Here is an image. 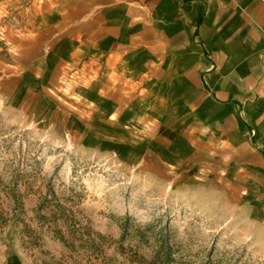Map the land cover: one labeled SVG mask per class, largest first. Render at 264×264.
Instances as JSON below:
<instances>
[{
	"label": "crops",
	"instance_id": "obj_1",
	"mask_svg": "<svg viewBox=\"0 0 264 264\" xmlns=\"http://www.w3.org/2000/svg\"><path fill=\"white\" fill-rule=\"evenodd\" d=\"M47 4L41 14L34 4V35L15 40L13 60L29 71L0 73L6 100L15 89H63L81 116L111 128L100 138L115 154L125 129L142 161L154 156L181 178L222 188L264 219V0ZM40 44L49 49L41 62Z\"/></svg>",
	"mask_w": 264,
	"mask_h": 264
},
{
	"label": "rangeland",
	"instance_id": "obj_2",
	"mask_svg": "<svg viewBox=\"0 0 264 264\" xmlns=\"http://www.w3.org/2000/svg\"><path fill=\"white\" fill-rule=\"evenodd\" d=\"M33 2L45 12L48 0H0L3 75L29 71L13 58L17 37L34 35ZM46 49L39 45L40 62ZM38 90L15 89L11 100L0 92V264H264V219L254 205L181 178L154 156L142 161L125 129L115 154L100 138L107 124L81 116L63 89Z\"/></svg>",
	"mask_w": 264,
	"mask_h": 264
}]
</instances>
